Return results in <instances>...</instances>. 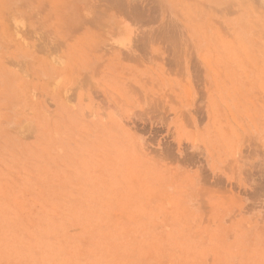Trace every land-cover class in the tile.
<instances>
[{"label": "rangeland", "instance_id": "obj_1", "mask_svg": "<svg viewBox=\"0 0 264 264\" xmlns=\"http://www.w3.org/2000/svg\"><path fill=\"white\" fill-rule=\"evenodd\" d=\"M0 264H264V0H0Z\"/></svg>", "mask_w": 264, "mask_h": 264}]
</instances>
